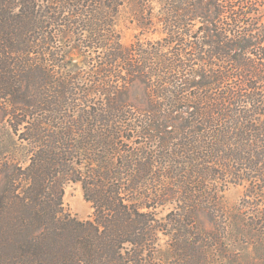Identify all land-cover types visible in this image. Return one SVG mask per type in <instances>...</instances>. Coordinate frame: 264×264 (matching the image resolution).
Returning <instances> with one entry per match:
<instances>
[{
  "label": "trees",
  "instance_id": "1",
  "mask_svg": "<svg viewBox=\"0 0 264 264\" xmlns=\"http://www.w3.org/2000/svg\"><path fill=\"white\" fill-rule=\"evenodd\" d=\"M125 5L161 38L123 47ZM0 111L26 155L0 171V264H157L158 233L189 234L219 186L264 199V0H0ZM64 182L90 220L65 213Z\"/></svg>",
  "mask_w": 264,
  "mask_h": 264
},
{
  "label": "rangeland",
  "instance_id": "2",
  "mask_svg": "<svg viewBox=\"0 0 264 264\" xmlns=\"http://www.w3.org/2000/svg\"><path fill=\"white\" fill-rule=\"evenodd\" d=\"M153 9L156 15L159 7L153 5ZM135 13L134 7L125 5L120 8L115 18L113 27L120 44L127 47L139 38L149 41L160 39L162 35L155 22L151 27V34L139 36L140 29L135 23ZM59 39L54 44L59 46L57 50L68 43L62 38ZM69 53L72 63L83 69L85 77H90L96 66L94 62L91 63L92 55H86L87 58L84 59L85 57L75 55L73 49H69ZM133 93L139 96L140 87H134ZM15 156L22 165L26 164V155L0 111V171L2 165L12 162V157ZM3 187L0 173V191ZM62 187L65 213L79 221L90 220L93 211L91 205L84 200L80 184L64 182ZM219 190L213 204L200 205L188 212L192 217L188 221L184 219L183 226L189 234L181 236V233H177L174 230L177 224H168L169 232L165 234L158 233L155 252L157 264H264V235H253L249 226L256 230L262 228L264 199L250 201L246 195H251V189L246 182L228 183L219 186ZM176 208L178 207L174 204L158 208L156 218L167 224L166 214ZM174 218L173 216L172 219Z\"/></svg>",
  "mask_w": 264,
  "mask_h": 264
}]
</instances>
